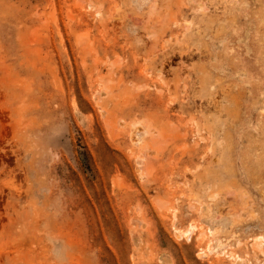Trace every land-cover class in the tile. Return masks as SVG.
Listing matches in <instances>:
<instances>
[{
    "label": "rangeland",
    "instance_id": "374dc122",
    "mask_svg": "<svg viewBox=\"0 0 264 264\" xmlns=\"http://www.w3.org/2000/svg\"><path fill=\"white\" fill-rule=\"evenodd\" d=\"M227 251L264 264V0H0V264Z\"/></svg>",
    "mask_w": 264,
    "mask_h": 264
},
{
    "label": "bare ground",
    "instance_id": "6f19581e",
    "mask_svg": "<svg viewBox=\"0 0 264 264\" xmlns=\"http://www.w3.org/2000/svg\"><path fill=\"white\" fill-rule=\"evenodd\" d=\"M155 5L151 6L150 12L152 13L154 11ZM137 128V127H136ZM137 130V129H136ZM142 130V129H141ZM147 130V129H146ZM138 131H132V140L134 143H141L142 142V136L138 135L139 133H137ZM196 225L192 224L191 226H189V228L187 230H181L182 233L187 235V237H190L191 232L195 229ZM197 228V227H196ZM177 229V228H176ZM204 230V229H203ZM180 231V230H178ZM177 231V232H178ZM205 231V230H204ZM209 231V230H208ZM213 233V232H212ZM263 239H261V237H256V240L254 242V245H260L262 243ZM212 243V239H209L208 244L206 245V249L208 251H213L214 250V245L211 244ZM214 246V247H213ZM206 250V251H207ZM204 251V250H203ZM203 251L201 253H203ZM221 253V252H220ZM205 254V253H203ZM225 254H227L230 258L234 259V264H243L241 260V256L237 253L231 252V251H227L225 252ZM251 264V263H250Z\"/></svg>",
    "mask_w": 264,
    "mask_h": 264
}]
</instances>
